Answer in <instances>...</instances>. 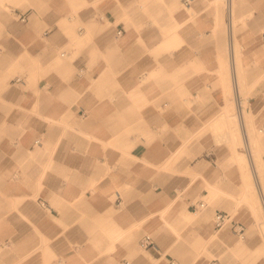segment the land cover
Listing matches in <instances>:
<instances>
[{
    "label": "crops",
    "instance_id": "1",
    "mask_svg": "<svg viewBox=\"0 0 264 264\" xmlns=\"http://www.w3.org/2000/svg\"><path fill=\"white\" fill-rule=\"evenodd\" d=\"M185 5L0 0V264H188L183 237L225 239L204 198L245 195L231 83L264 181V0Z\"/></svg>",
    "mask_w": 264,
    "mask_h": 264
},
{
    "label": "rangeland",
    "instance_id": "2",
    "mask_svg": "<svg viewBox=\"0 0 264 264\" xmlns=\"http://www.w3.org/2000/svg\"><path fill=\"white\" fill-rule=\"evenodd\" d=\"M179 5L181 8L187 9L188 11L190 10L189 6H186L185 3H183V0H179ZM227 7H225V14H227L226 10ZM191 11V10H190ZM86 26L81 23V22H77L75 28L80 32V29L85 28ZM238 44V43H237ZM240 50L239 47L237 45L236 48V59H237V63L240 59ZM238 76H239V82H240V94L243 96V107L246 110L252 109L253 107L249 104V99L252 98L253 96H255V92L253 90H244L242 89L243 83H242V79L240 76V72L238 71ZM229 79L232 82V73H231V68L229 69ZM231 89H230V97L232 100L231 103V110L230 112L228 111V113L234 115L233 119H232V125L234 123V126H236L237 129V136L234 137L233 135V148L236 152V154L233 155V159H232V165L236 164V165H241L242 169H240L241 174L244 175V173L246 175H244V179L246 180V184H248V179H250V182H253V178L250 176V168H249V163L246 159H242L240 157L239 154H243V158L246 155V151L245 150V146L243 143V132L241 131V123H239V120L236 116L238 109H237V103H236V92L233 86V83H231ZM246 118V117H245ZM251 122H253V127L255 129L256 132H258L259 134L264 135V132H260V127L257 123H255V116H253V114L251 115ZM237 147H240V149L242 150V153H239L238 150L237 151ZM239 155V156H238ZM263 155H264V150H263ZM247 156V155H246ZM250 158V156H249ZM249 174V175H248ZM250 187L252 190L255 191V195L256 194V189L255 186L253 184H250ZM221 187L220 186H216L214 188H212L211 186L209 187L210 190V194L211 197H203L207 202L209 206H216V208H219L222 211H227L229 214V217L227 216V220L225 222V224L220 228H216L215 229V236L217 234H222V232H227V235L225 237V239H216V240H212V238H210L207 242H204L203 244H201V251L199 249L200 244H194L193 242L189 243L185 238L183 237V241L185 243H187L188 248L185 247L184 249V254L183 255H187L189 253V250L193 249L196 252V256L188 263V264H195L198 261H210L212 259H220L222 264H264V251L260 250V246L263 243V247H264V224L263 222V213L260 209V203L259 200L256 196H254V198L252 199L251 202H248L246 199L242 198V199H235V203L237 204L235 207L236 209L234 210H229L227 207H225L226 205H230V202H225V201H216L214 198L222 197V195H225L227 197V194H223L222 191H220ZM224 196V197H225ZM180 198H182L183 196H179ZM230 197V196H229ZM255 205V207L253 206ZM207 208H204L202 210H200L198 212L197 216H194V218H197L194 220L193 227H195L197 224H200V222L204 221V214L207 212ZM215 216V211L213 212V216L212 219H214ZM231 219H234L236 221L242 222L245 224L246 226V233L244 235H240L234 228L233 226L230 224ZM262 221V222H261ZM226 225V226H225ZM250 232H251V236H250ZM178 235V234H175ZM213 235V236H214ZM154 238L159 242V236L157 234H153ZM181 236V235H179ZM236 242L237 243H247V248L244 251H236L234 249V247L236 246ZM204 249V250H203ZM143 251L147 252V250L143 249ZM168 253H171L173 255H175L174 251L169 250ZM192 253H189V255ZM179 261L181 262V264H185L184 263V259L180 256L175 255Z\"/></svg>",
    "mask_w": 264,
    "mask_h": 264
},
{
    "label": "bare ground",
    "instance_id": "3",
    "mask_svg": "<svg viewBox=\"0 0 264 264\" xmlns=\"http://www.w3.org/2000/svg\"><path fill=\"white\" fill-rule=\"evenodd\" d=\"M229 10H230V8H229ZM231 54H233V53H231ZM231 58H232V55H231ZM236 97H239V93L237 94V92H236ZM242 114H245V116H247V111L244 109ZM232 116H234V115H232ZM236 116H237V118L239 120V123H240L241 122V117H242L241 116V112L238 111ZM241 131L243 132V129H241ZM242 137H243V143H244V146H245V150L244 151H246L245 153H246L247 156L245 155V157L243 158L242 157L243 154H239V155H240V157L243 160L247 158V161L249 163V168H250V176L253 178V182H250V179L247 178L248 179V184H246L245 195H244L243 198L246 199L248 202H251L252 199L254 198V196H255V198L257 196V198L259 200V203H260V209H261V211L263 213V222L262 221L261 222L264 224V181H263V175L261 174V170H260V161H259V158H258V154H257L256 148H255L254 141L252 140V142H250L248 137L245 136L244 132H243V136ZM238 150H240V151H238ZM242 150L240 149V147H237V151L239 153H242L241 152ZM249 156H250V158H249ZM250 184H253L255 186L257 195H255V191L251 189ZM253 206L255 207V205H253Z\"/></svg>",
    "mask_w": 264,
    "mask_h": 264
},
{
    "label": "built area",
    "instance_id": "4",
    "mask_svg": "<svg viewBox=\"0 0 264 264\" xmlns=\"http://www.w3.org/2000/svg\"><path fill=\"white\" fill-rule=\"evenodd\" d=\"M184 3L185 4H189L190 3V0H184ZM21 20L23 22H26V17L23 16L21 17ZM120 33H122L120 31ZM261 130H264V126L262 127ZM43 205H47L45 202L43 203ZM227 214L223 213V212H220L217 214V217H216V223L219 227H222L226 220H227ZM235 230L240 234V235H244V232H245V229L242 225H237L235 226ZM142 244L145 248H150V247H153L155 245V241L153 239V236L152 235H146L143 240H142ZM172 264H178L176 261H173ZM212 264H220L218 261H214Z\"/></svg>",
    "mask_w": 264,
    "mask_h": 264
}]
</instances>
